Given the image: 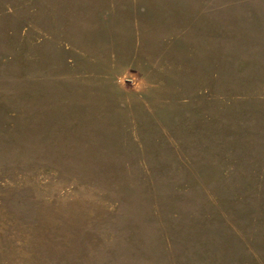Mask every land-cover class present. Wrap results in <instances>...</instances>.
I'll list each match as a JSON object with an SVG mask.
<instances>
[{
    "label": "rangeland",
    "instance_id": "1",
    "mask_svg": "<svg viewBox=\"0 0 264 264\" xmlns=\"http://www.w3.org/2000/svg\"><path fill=\"white\" fill-rule=\"evenodd\" d=\"M0 264H264V0H0Z\"/></svg>",
    "mask_w": 264,
    "mask_h": 264
},
{
    "label": "clouds",
    "instance_id": "2",
    "mask_svg": "<svg viewBox=\"0 0 264 264\" xmlns=\"http://www.w3.org/2000/svg\"><path fill=\"white\" fill-rule=\"evenodd\" d=\"M118 83H124V81L123 80H118Z\"/></svg>",
    "mask_w": 264,
    "mask_h": 264
}]
</instances>
